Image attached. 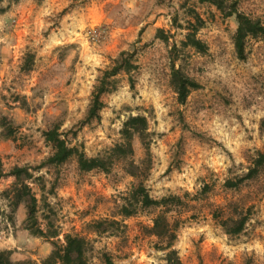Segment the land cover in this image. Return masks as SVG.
<instances>
[{"label": "rangeland", "instance_id": "obj_1", "mask_svg": "<svg viewBox=\"0 0 264 264\" xmlns=\"http://www.w3.org/2000/svg\"><path fill=\"white\" fill-rule=\"evenodd\" d=\"M233 1L264 23V0H224L222 11L199 0L0 1V160L5 172L26 168L0 178V214L11 219L9 229L0 222V248L13 260L39 263L69 233L85 239L88 264H166L170 249L182 264H264V161L243 178L264 154V38L248 37L237 57V23L226 15ZM191 10L204 20L205 53L181 44ZM134 48V87L118 73L99 118L87 119L101 70ZM172 58L199 83L183 103L170 83ZM131 114L147 117L148 148L135 137L133 154L109 172L80 170L74 158L36 167L51 152L43 130L57 125L95 156L120 140ZM138 183L168 203L141 206L131 198ZM24 184L29 193L10 211L3 191ZM30 195L39 226L56 236L33 233ZM163 211L175 234L166 249L167 239L149 232Z\"/></svg>", "mask_w": 264, "mask_h": 264}, {"label": "trees", "instance_id": "obj_2", "mask_svg": "<svg viewBox=\"0 0 264 264\" xmlns=\"http://www.w3.org/2000/svg\"><path fill=\"white\" fill-rule=\"evenodd\" d=\"M2 1V0H0ZM13 2L16 0H8ZM201 2H209L216 6L217 9L223 10L226 5L224 0H199ZM5 10L4 7H0V14ZM191 19L188 20V26L185 27L186 32L184 38L181 40L183 47H192L196 51L205 53L208 49L207 44L197 37V31L203 24V18L195 10H191ZM227 16L234 15L236 20V28L232 36L234 50L236 55L240 59H244L245 44L248 37H260L264 38V23L259 19L250 16L237 8L235 1L230 3L229 10L226 12ZM155 36L160 38L165 43L169 42V36L166 35L163 29L159 28L156 31ZM175 43L172 44V49L175 48ZM170 49V51L172 50ZM170 83L177 94V99L180 103H183L189 92L199 87V83L191 78L189 75L182 72L178 67H175L174 59L170 62ZM139 68L137 61V52L134 49H122L119 51L117 56L112 60V63L106 68L101 70V75L97 78L96 84L91 93V98L87 108V119L99 118V111L103 106L101 95L107 92H111L116 89L113 77L120 72H125L128 75L130 81V87H134L133 72H136ZM3 124V123H2ZM120 140L113 146L109 147L102 154L95 156H87L81 148L72 144L63 132L59 131L57 125L45 129L42 131L44 140L51 145V152L49 155L36 167L43 166H56L64 163L68 159L74 158L77 166L80 170L90 171L98 169L103 172H109L116 161L127 160L133 154V139L137 137L142 144L148 148L146 138L148 136V121L147 117L142 114L129 115L126 120L123 121L120 129ZM261 159L258 160V164L255 167L250 168L248 173L243 178H249L258 172V165H261L264 161V154H260ZM134 167L133 162L130 163ZM26 170L25 167L14 166L11 171L5 172L3 169L2 162L0 160V178L7 173L13 174L20 171ZM128 173L135 175L133 170L128 169ZM236 185V184H233ZM30 188L27 184H24L22 188L16 192L9 193L3 191V196L8 199L10 204V211H14L15 207L21 199L23 192L29 193ZM135 202L141 206L149 207L155 206L160 207L166 205L168 201L165 197L155 199L150 197L146 187L143 183H138L132 190V197ZM128 204L131 205L130 197L127 198ZM36 203L37 200L34 195H30L28 204V220H32V223L36 225L33 228V233L52 237L57 235L56 230L50 228L42 229L36 217ZM123 207L122 215L128 216L131 212L127 209V205ZM10 219V216H7ZM11 221V219H10ZM244 224V219L238 221L237 230L239 231ZM225 225V223H224ZM150 234H154L159 238H166L167 242L163 249L170 247L172 240L175 237L174 231L172 230L169 220L166 214L163 212L158 213L153 218V223L149 228ZM89 249L86 247V241L84 238L77 235L65 234V244L58 245L53 242V247L50 252L42 258L38 263L31 259L25 260H13L11 258L12 251L9 249L0 248V264H88ZM166 264H182L180 258L177 255L176 250L170 249L165 254Z\"/></svg>", "mask_w": 264, "mask_h": 264}, {"label": "built area", "instance_id": "obj_3", "mask_svg": "<svg viewBox=\"0 0 264 264\" xmlns=\"http://www.w3.org/2000/svg\"><path fill=\"white\" fill-rule=\"evenodd\" d=\"M0 222L4 225H6V228L9 229L10 228V220L7 217L6 214H0Z\"/></svg>", "mask_w": 264, "mask_h": 264}]
</instances>
